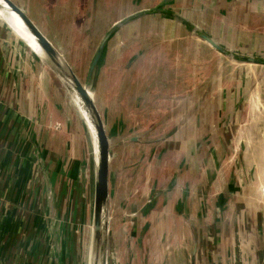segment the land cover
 <instances>
[{
    "label": "crops",
    "instance_id": "1",
    "mask_svg": "<svg viewBox=\"0 0 264 264\" xmlns=\"http://www.w3.org/2000/svg\"><path fill=\"white\" fill-rule=\"evenodd\" d=\"M88 1L105 21L110 0ZM113 3L112 27L134 17L106 43L92 87L101 85L105 103L116 95L117 115H102L117 264H264V0ZM24 41L0 20V264H61L45 172L52 176L46 149L60 153L61 137L47 126L71 125L74 157L82 135L52 72ZM82 251L88 264L84 243Z\"/></svg>",
    "mask_w": 264,
    "mask_h": 264
},
{
    "label": "rangeland",
    "instance_id": "2",
    "mask_svg": "<svg viewBox=\"0 0 264 264\" xmlns=\"http://www.w3.org/2000/svg\"><path fill=\"white\" fill-rule=\"evenodd\" d=\"M13 1L19 4L37 23V25H39L43 32L51 39V41H53L55 46H57V48L63 53L67 61L72 65V67L78 74L81 81L83 83H86L88 78V71L92 62V54L98 48V45L102 39V35L105 36L108 33L107 31L112 28L113 20H115V17L120 14L119 10H117L116 8L112 9V6L114 4L113 2H115V0H110L109 2V4L111 5V9L109 10V16L105 18V21L98 19V13L102 12V10L104 9L101 7L100 10H97V8H94L93 4L90 3L88 0ZM78 6H80V8ZM2 19L3 18L0 16V20ZM107 23L110 24L107 25ZM115 41L116 39H114V42ZM188 45L189 43L186 42L184 48V55L185 57L189 55L187 59L191 61L192 54L186 53L192 50L191 48H188ZM158 47L159 44H157V48ZM162 48L164 50H166V48H171L169 50H172L173 47L163 46ZM39 58L42 60L44 65H46L52 72V76L54 77L53 79L56 85L59 87L60 93H62L61 97H63L64 101L67 103L66 106L71 111L70 115H73L74 118L77 120V129L82 135L80 144L83 152H81L80 155L76 154V157H74L73 148H76V146L75 141L73 140V129L71 125H68L67 127L64 126L65 129L64 131H62L60 127L63 124V121L56 120L54 124H52L53 126L51 125L50 128L49 126L47 127L48 129H51V132L52 130L54 131V128L58 131L59 136L61 137V148L58 147V152L60 153H53L51 151L53 150V148L51 147L50 151L46 149V155L48 160L51 162V179L53 177L55 183L57 184H55L56 186L54 188H56L57 192H59L58 197L60 199L58 201V206L60 208L61 214L59 218L64 228L65 241L71 243L69 245L68 253L67 251H65L64 255V258H67L66 264L68 262L70 264H83L82 244L84 243L87 245V247L90 248L93 233L92 230L95 203V185L93 186L92 183L93 205H91L89 199V191L91 189V176L89 172L91 173L92 171V178L95 181L97 174V162L94 150V141L92 139L91 131L86 122L85 116L81 111L80 106L78 105L73 91L51 68V66L44 57ZM117 79V76L113 78L111 91L117 87L118 82H115V80ZM103 93L104 90L101 88V85H98L95 89H92V95L94 100H96L95 102L97 103L101 116H103L102 114H104L106 110H110V116H112V119H114L113 116L117 115V109L115 108V106H112L114 105V103L111 102L115 101L114 98H116V95H112V97H109V102L107 101L105 103ZM44 131L47 132V129H41L42 135ZM65 133V137H63ZM25 135H27L29 137V140H31L30 132ZM51 140H53L51 142H54V144L56 145L55 141L57 140ZM30 148L33 154H36L34 145H30ZM55 150L57 151V149ZM74 160L76 161V165L81 168L80 172L82 173V177L77 180L76 175L74 176V172L77 168V166L73 168ZM46 218L49 224V232L51 233V241L53 243V246L55 247V241L52 236L48 212ZM75 244L76 249L74 250L73 246ZM110 244L111 255L109 256L110 261L108 264H117L118 258L114 252L116 243L110 242ZM67 254L68 257H66Z\"/></svg>",
    "mask_w": 264,
    "mask_h": 264
},
{
    "label": "water",
    "instance_id": "3",
    "mask_svg": "<svg viewBox=\"0 0 264 264\" xmlns=\"http://www.w3.org/2000/svg\"><path fill=\"white\" fill-rule=\"evenodd\" d=\"M4 1L9 5V7L15 13L19 15V17L25 23L29 31L37 38L40 46L42 47L45 53L44 58L47 60L51 68L63 80V82L73 91V89L66 83L65 80L68 79L72 82L73 88L81 98L85 106V109L88 111L91 121L94 125L97 135L96 137H97V146H98L99 154L97 159V174L94 184L95 203H94V218H93V230H92L93 233H92L91 246L89 248L88 264H108L109 251H110V213H109L110 209L109 208H110V199H111L110 138L105 127L104 119L102 118L103 116H101L99 108L93 98L92 84L94 80V72L99 64L106 43L122 24H124L127 21H130L134 16L123 19L120 22L116 23L103 37L92 59L87 82L83 83L79 78L78 74L76 73V71L74 70V68L72 67V65L67 61L63 53L57 48V46H55L53 41H51V39L43 32V30L29 16V14L15 1L13 0H4ZM3 21L6 22L5 20ZM10 28L12 29V27ZM204 37L213 46L217 47L220 50H223V48L220 45H218L212 38L208 36H204ZM38 56L43 57L40 55ZM243 59L248 61L257 60L254 57H243ZM45 172H46V189H47V201H48L47 204L49 207L48 217L51 225L52 236L55 241V247L59 252L60 260L63 262L66 251L64 228L59 218L61 216L60 208L56 201L55 189L52 183V179L49 176V172L48 171Z\"/></svg>",
    "mask_w": 264,
    "mask_h": 264
},
{
    "label": "bare ground",
    "instance_id": "4",
    "mask_svg": "<svg viewBox=\"0 0 264 264\" xmlns=\"http://www.w3.org/2000/svg\"><path fill=\"white\" fill-rule=\"evenodd\" d=\"M0 16L3 18V20H5L9 24L10 27H12V29L16 33L24 37L28 45H30L38 53V55L43 56V57L45 56V53L42 47L40 46L37 38L29 31V29L27 28L25 23L21 20L19 15L15 13L4 0H0ZM65 81L73 89V92L76 96L78 104L85 116L86 122L92 131L91 135L94 141V146H95L94 150H95L96 162H97L99 152H98V146H97V137H96L97 135H96L94 125L91 121L88 111L85 109V106L81 98L79 97L75 89L73 88L72 82L68 79Z\"/></svg>",
    "mask_w": 264,
    "mask_h": 264
}]
</instances>
